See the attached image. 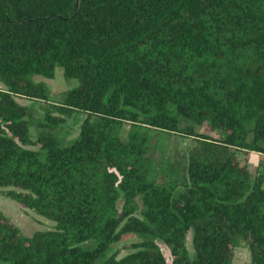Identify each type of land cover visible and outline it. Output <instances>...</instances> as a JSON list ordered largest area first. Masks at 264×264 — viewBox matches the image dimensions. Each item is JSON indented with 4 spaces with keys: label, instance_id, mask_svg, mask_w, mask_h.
Masks as SVG:
<instances>
[{
    "label": "trees",
    "instance_id": "1",
    "mask_svg": "<svg viewBox=\"0 0 264 264\" xmlns=\"http://www.w3.org/2000/svg\"><path fill=\"white\" fill-rule=\"evenodd\" d=\"M56 65L78 80L57 103L33 80ZM0 82V189L54 223L24 235L0 210V264H232L238 239L264 264V170L239 155L264 154V0H0ZM17 98L52 127L82 112L77 135L31 139ZM150 130L201 139L186 180L149 177Z\"/></svg>",
    "mask_w": 264,
    "mask_h": 264
},
{
    "label": "rangeland",
    "instance_id": "2",
    "mask_svg": "<svg viewBox=\"0 0 264 264\" xmlns=\"http://www.w3.org/2000/svg\"><path fill=\"white\" fill-rule=\"evenodd\" d=\"M33 80L46 84L51 102H59L63 93L78 85V80L72 78L66 80L63 76V69L59 65L55 66L54 75L52 78H46L41 75H34ZM5 88L0 82V89ZM17 100L28 107L29 115V135L35 140L40 133H51L61 139L64 143L72 140L79 131L80 123L84 117L82 112H73L69 116H64L65 120L58 126H49L45 124L44 112L48 103L28 98H17ZM136 128L135 125L124 123L121 131L123 137L131 129ZM196 130L214 138L223 137L226 131L223 128L213 127L209 122L196 126ZM201 139L188 136L180 133L161 132L155 134L154 130L148 132L146 147V155L150 159V178L157 184L169 185L172 183H180L187 179L186 163L190 154L197 151L201 145ZM36 148L35 146H30ZM247 153V161L249 162L251 172L264 170V154L254 151L240 152L243 156ZM4 189H0V210L9 218L24 235H31L37 230L51 229L54 223L44 216L36 213L30 208L22 206L20 203L6 197L3 193ZM121 201L118 202L120 208ZM191 232L186 236L185 245L190 255H193L191 248ZM139 241L135 235H124L120 241L114 243L110 253H116L117 258L130 252L131 244ZM93 242H85V246H93ZM161 250L164 253L167 261H170L169 250L167 247L160 244ZM250 261V253L242 239H238L233 251L232 264H247Z\"/></svg>",
    "mask_w": 264,
    "mask_h": 264
}]
</instances>
